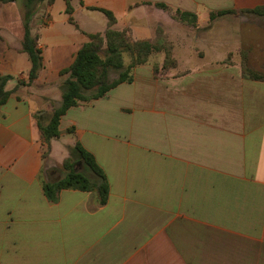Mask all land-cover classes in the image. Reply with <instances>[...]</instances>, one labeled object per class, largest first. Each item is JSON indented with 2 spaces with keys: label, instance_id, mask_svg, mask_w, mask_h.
<instances>
[{
  "label": "crops",
  "instance_id": "0c3cea01",
  "mask_svg": "<svg viewBox=\"0 0 264 264\" xmlns=\"http://www.w3.org/2000/svg\"><path fill=\"white\" fill-rule=\"evenodd\" d=\"M72 7L68 13L65 0H54L35 10L31 32L43 68L32 83L22 16L21 35L0 41V75L14 77L0 105V264H264V79L244 76L236 53L247 49L264 65V20L223 29L228 15L212 19L264 0H72ZM101 9L136 40L154 38L180 12L214 36L198 39L207 56L194 60L204 66L192 73L156 78L153 64L140 65L131 83L63 115L48 167L68 157L51 156L56 144L80 142L107 174L110 194L100 204L93 191L64 189L52 202L40 181L49 168L38 116L46 120L60 104L61 71L88 33L109 27ZM227 48L236 69H206L222 64ZM209 95H230V114L208 111ZM69 128L72 144L62 137Z\"/></svg>",
  "mask_w": 264,
  "mask_h": 264
},
{
  "label": "trees",
  "instance_id": "16d2710c",
  "mask_svg": "<svg viewBox=\"0 0 264 264\" xmlns=\"http://www.w3.org/2000/svg\"><path fill=\"white\" fill-rule=\"evenodd\" d=\"M17 0H0V4L15 2ZM54 0H23L26 13L24 16L25 35L23 50L29 54L32 67L29 72V83H32L43 68L42 50L38 46V37L31 32V20L39 3ZM67 12L73 11L72 0H65ZM168 8L165 4H159ZM109 19V27L104 32L88 33L89 41L78 51L75 61L71 66L61 71L66 75L62 83V100L59 106H55L48 121L44 116H38L39 127L42 132L43 142L46 145L44 158L48 157L53 139L61 135L60 123L63 115L74 106L91 102L106 96L113 88L122 83H131L134 80L133 68L145 63L148 56L156 49L154 42L149 40H131L127 30H118L113 26L116 17L112 11L101 9ZM256 13H264L261 8L254 10ZM225 11L212 14V19L223 15ZM180 14L182 17L196 16L187 12ZM72 21V19H71ZM128 52L132 62L126 65L124 54ZM117 76L112 78V74ZM12 75H0V105L4 104L13 90H7L8 81L13 79ZM263 78V77H256ZM26 84L20 80L18 85ZM74 128H69L72 133ZM83 164L86 170L77 168ZM64 174L56 180L45 179L44 170L40 174V181L45 196L49 201L57 202L59 194L64 189H75L81 191H93L97 194L100 204L108 201L110 194V182L104 169L98 163L93 153L88 151L80 142L70 146V156L63 161Z\"/></svg>",
  "mask_w": 264,
  "mask_h": 264
},
{
  "label": "rangeland",
  "instance_id": "374dc122",
  "mask_svg": "<svg viewBox=\"0 0 264 264\" xmlns=\"http://www.w3.org/2000/svg\"><path fill=\"white\" fill-rule=\"evenodd\" d=\"M42 6H43V2L35 6L36 11H38V9H40ZM258 8H261L262 10H264V7L243 9L241 11H237L233 9L223 10L225 11V13L220 16H223V17L227 15L228 16L218 26L219 28L224 29L226 27H229L232 24L233 25L239 24L240 26H243L242 29H245L246 27L244 26H246L247 24L253 23L250 21L258 20L260 22V19L264 20V13L260 14L254 11L255 9H258ZM25 13H26V9L24 7L23 0H17L16 4H12V3L0 4V41L9 40V38H11L12 35L17 38L21 35L20 25L18 22H19L20 16H22V19L24 20ZM231 19H233L234 21L236 20V21L228 22ZM125 30L128 31V36L131 38V40H136L134 39L133 35L128 29H125ZM206 36L213 37L214 35H212V33L210 32L208 28H198L194 18L187 19L185 17H182L180 13H175L173 22H171L169 25L159 26L156 29L154 38L146 39V40L154 42L156 45V49L152 53H150V55L148 56V60L145 63L140 64V65L153 64L152 65L153 73L156 78H165L171 74H174L175 76H180V75L182 76L184 74H190L193 72L192 71L193 67H196L194 65V62H195L194 60H198V58L200 57L206 58L207 56L206 54L207 50L199 47L200 43L198 42V39L200 37H206ZM10 40H14V39H10ZM15 41H12V42H15L17 44L18 43L17 40ZM223 51L228 52V54L225 55V58L221 59L222 64L206 65L205 66L206 69L215 70V68H219V67H222L228 70H230L231 68L236 69V66L230 65L232 61L235 60L236 54L231 53L232 52L231 48L224 49ZM246 52H248L247 49L246 50L240 49L236 51L239 60H241L242 62V65L240 66H241L243 75L246 77L252 78V79H264V65L259 64V63H253V61L261 60V59L257 58L256 56L250 59L249 57H246ZM251 52L253 53V55H255L256 53L259 52V49L251 50ZM124 59H125L126 65H129L132 62V57L130 53L128 52L124 54ZM202 66L204 65H201V64L197 65V67H202ZM116 76H117V73L112 74V78ZM256 77H263V78H256ZM125 87L126 85L123 88ZM60 91L62 94L61 86H60ZM206 100L208 102V104L206 105V108L208 109V111L216 112L219 109V111L216 114L217 119H219L218 118L219 114L222 111L225 112L229 110L227 113H224V114H230V109L232 108L230 95H228L227 98L224 96L221 99L220 97H213L209 95L206 97ZM36 101L37 100H34V104L38 105V102ZM49 117L47 119H49ZM47 119L45 121H48ZM62 137H64L65 141L72 144L71 141L73 140V136L69 132L66 135H63ZM67 147L68 148L64 150L63 145L61 143L56 144L51 151V156L54 157L56 160H61L68 153H69L68 156H70V145ZM44 150H45V147H44ZM49 159H50V153L48 157H46L45 159L46 167L52 164ZM48 168L49 169H47L43 173L45 179L47 180L48 178L50 180L59 179L63 176L65 172L63 168V163L62 164L58 163L57 167L52 166ZM77 168L81 171H85L87 175L91 174L89 170H86V168L81 163L78 164ZM47 173L49 177H46ZM33 194H35V191L31 190V195ZM89 234L93 235L92 231L89 230Z\"/></svg>",
  "mask_w": 264,
  "mask_h": 264
}]
</instances>
